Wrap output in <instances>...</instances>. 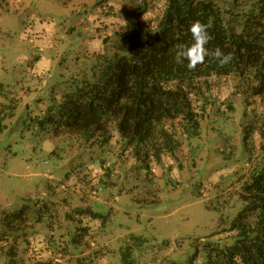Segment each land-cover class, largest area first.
Returning a JSON list of instances; mask_svg holds the SVG:
<instances>
[{
    "label": "rangeland",
    "instance_id": "374dc122",
    "mask_svg": "<svg viewBox=\"0 0 264 264\" xmlns=\"http://www.w3.org/2000/svg\"><path fill=\"white\" fill-rule=\"evenodd\" d=\"M141 1L148 19L165 6V0ZM136 5L138 0H0V86L5 102L16 105L0 132V224L22 211L47 224L46 237L33 243L39 248L27 247L25 255L21 247L18 260L47 253L62 257L49 264L185 263L197 240L219 230L216 213L196 198L195 188L202 181L211 188L246 168L245 158L237 159L241 115L258 101L233 96L230 112L216 100L200 138L150 171L131 166L119 144L112 142L115 153L108 155L106 147H90L64 128L62 95L72 81L90 78L103 40ZM222 149L231 152L228 163ZM145 173L152 174L149 182ZM80 204L98 217L78 228L66 221V211ZM6 262L0 253V264Z\"/></svg>",
    "mask_w": 264,
    "mask_h": 264
},
{
    "label": "trees",
    "instance_id": "16d2710c",
    "mask_svg": "<svg viewBox=\"0 0 264 264\" xmlns=\"http://www.w3.org/2000/svg\"><path fill=\"white\" fill-rule=\"evenodd\" d=\"M164 5L148 19L138 0L134 13L114 36L103 40L104 53L98 55L90 78L72 81L62 95L64 128L90 147H106L108 155H114L115 142L131 166L150 171L165 159L174 160L185 143L200 138L203 119L216 100H222L230 112L233 96L258 101L256 108L248 109L250 103L241 115L237 159L245 158L246 168L211 188L203 181L195 188L196 198H204L207 208L216 213L219 230L197 240L185 263L165 264H264V0H165ZM194 21L207 26L211 39L206 48L232 53L229 63L220 66L208 56L189 70L187 60L175 61L176 45L193 42L188 29ZM5 101L0 86V132L16 109ZM225 152L222 149L221 156L228 163L233 157ZM146 177L149 182L152 174ZM42 216L52 220L50 215ZM88 217L98 215L87 205L66 211V221L78 228ZM46 226L40 216L29 218L24 211L9 222L2 221L0 253L6 264H49L62 259L58 251L53 253L59 259L47 253L33 260L29 254L26 261L17 259L21 247L25 255L27 247L39 248L33 243L39 236L46 237ZM81 230L83 238L87 228ZM131 249L123 253L125 258Z\"/></svg>",
    "mask_w": 264,
    "mask_h": 264
},
{
    "label": "clouds",
    "instance_id": "9594fccd",
    "mask_svg": "<svg viewBox=\"0 0 264 264\" xmlns=\"http://www.w3.org/2000/svg\"><path fill=\"white\" fill-rule=\"evenodd\" d=\"M188 32L191 34L193 42L189 46L184 44L176 45L174 59L177 63H183L187 60V68L194 70L208 56L218 61L220 66H224L232 59V53L225 54L220 48H214L212 50L206 48L211 37L207 31V26L200 21L191 23Z\"/></svg>",
    "mask_w": 264,
    "mask_h": 264
},
{
    "label": "crops",
    "instance_id": "0c3cea01",
    "mask_svg": "<svg viewBox=\"0 0 264 264\" xmlns=\"http://www.w3.org/2000/svg\"><path fill=\"white\" fill-rule=\"evenodd\" d=\"M84 206H86V205H84Z\"/></svg>",
    "mask_w": 264,
    "mask_h": 264
}]
</instances>
